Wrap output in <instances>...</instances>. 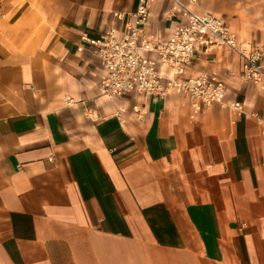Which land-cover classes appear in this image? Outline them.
<instances>
[{"label": "crops", "instance_id": "0c3cea01", "mask_svg": "<svg viewBox=\"0 0 264 264\" xmlns=\"http://www.w3.org/2000/svg\"><path fill=\"white\" fill-rule=\"evenodd\" d=\"M182 1L264 51V0ZM138 2L0 0V264H264V93L240 56L195 55L188 73L226 96L192 117L183 92L104 95L99 56L77 49L122 35L114 13ZM148 6L158 36L184 21L171 0Z\"/></svg>", "mask_w": 264, "mask_h": 264}, {"label": "built area", "instance_id": "2783aa9c", "mask_svg": "<svg viewBox=\"0 0 264 264\" xmlns=\"http://www.w3.org/2000/svg\"><path fill=\"white\" fill-rule=\"evenodd\" d=\"M171 1L172 14L181 16L184 21L167 37L148 31V0H139L137 8L128 16L123 12L114 13L117 18L125 19L122 35L113 27L99 36L86 32L81 35L77 49L82 51L89 47L101 60L104 75L100 88L104 95L116 98L138 93L162 99L172 92H183L190 98L194 117L205 106L223 103L226 85L217 74H189V64L199 52L222 49L240 56L238 76L252 81L264 93V51L261 48L240 44L225 19L209 12L194 11L182 0ZM67 102L75 101L67 98ZM230 107L234 112L241 111L242 100L232 101ZM126 110L121 107L119 113ZM131 110L139 120L148 113L147 107L138 103L133 104Z\"/></svg>", "mask_w": 264, "mask_h": 264}]
</instances>
